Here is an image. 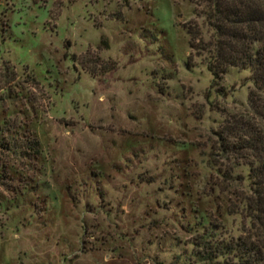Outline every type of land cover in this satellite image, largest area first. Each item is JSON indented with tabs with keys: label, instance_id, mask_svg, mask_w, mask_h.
<instances>
[{
	"label": "rangeland",
	"instance_id": "obj_1",
	"mask_svg": "<svg viewBox=\"0 0 264 264\" xmlns=\"http://www.w3.org/2000/svg\"><path fill=\"white\" fill-rule=\"evenodd\" d=\"M205 13L0 0V264H195L203 226L244 234L249 168L222 183L217 135L254 89L236 68L213 83Z\"/></svg>",
	"mask_w": 264,
	"mask_h": 264
},
{
	"label": "trees",
	"instance_id": "obj_2",
	"mask_svg": "<svg viewBox=\"0 0 264 264\" xmlns=\"http://www.w3.org/2000/svg\"><path fill=\"white\" fill-rule=\"evenodd\" d=\"M195 1L205 6L213 30L208 51L213 83L236 68L250 72L254 89L248 98L252 118H233L217 135L218 151L228 163L222 183L232 185L234 166L249 168L248 190L232 192L238 203L233 213L243 216L248 226L242 236L227 241L214 240L209 227L203 226L193 242L195 264H264V0ZM0 150L9 152V144L0 143Z\"/></svg>",
	"mask_w": 264,
	"mask_h": 264
}]
</instances>
